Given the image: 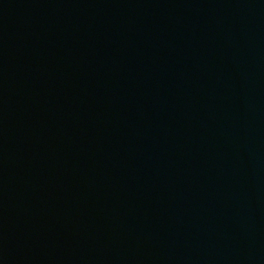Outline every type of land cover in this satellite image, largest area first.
Returning a JSON list of instances; mask_svg holds the SVG:
<instances>
[{
	"label": "water",
	"instance_id": "water-1",
	"mask_svg": "<svg viewBox=\"0 0 264 264\" xmlns=\"http://www.w3.org/2000/svg\"><path fill=\"white\" fill-rule=\"evenodd\" d=\"M0 264H264V0H0Z\"/></svg>",
	"mask_w": 264,
	"mask_h": 264
}]
</instances>
